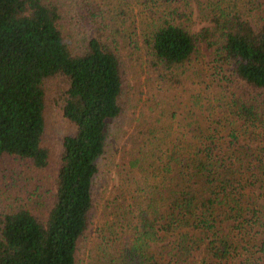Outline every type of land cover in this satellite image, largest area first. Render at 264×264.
Masks as SVG:
<instances>
[{"label":"trees","instance_id":"1","mask_svg":"<svg viewBox=\"0 0 264 264\" xmlns=\"http://www.w3.org/2000/svg\"><path fill=\"white\" fill-rule=\"evenodd\" d=\"M236 4L0 0V160L47 167L46 82L73 127L50 183L35 185L36 203L0 212V264L80 261L97 161L125 116L126 46L151 74L148 88L172 89L177 70L214 46L228 72L207 104L192 96L181 119L166 98L145 94L121 147L120 191L102 204L84 264H264V8L247 0L253 20ZM196 19L206 24L194 30Z\"/></svg>","mask_w":264,"mask_h":264},{"label":"rangeland","instance_id":"2","mask_svg":"<svg viewBox=\"0 0 264 264\" xmlns=\"http://www.w3.org/2000/svg\"><path fill=\"white\" fill-rule=\"evenodd\" d=\"M236 9L241 14H248L249 18L253 20L257 18L255 10L251 5H247V0H235ZM261 6L264 8V0H260ZM132 16L139 18L143 12H130ZM130 21V20H129ZM137 25V22L134 23ZM206 23L197 22L193 25V29H198L201 25ZM137 30V29H136ZM138 31V30H137ZM216 46L209 51H200L190 57L185 62L178 73V84L172 86V89H166L162 84L156 86L152 84L148 88L146 84L151 78V74L140 59L136 60L134 56H128L130 53L129 46L125 47L123 51V89L122 100L123 114L118 122L112 124L107 131L105 140L104 154L98 159L97 165L99 172L94 180L93 193V211L89 220L88 228L85 234V247L79 252V262L77 264H84V259L90 247L92 240H94L95 229L101 220L102 204L104 200L110 198V194L120 191L117 183L116 169L122 161L121 147L127 145L129 135L133 130L136 122L139 106L146 99L145 94H155L159 99H167L175 110L177 119H181L187 114L191 107V99L196 93H202L204 96L200 97L201 103L207 104L209 98L216 95V91L224 84L223 76L227 74V66L221 64L217 58ZM48 86L47 82V96L45 99L44 120L45 129L42 135V145L48 151V163L44 169L31 167L27 160L15 159L6 157L0 160V212L4 210L13 209L19 206H32L36 203L35 195L37 194V183L42 181L47 185L50 183L53 171L51 170L54 160L57 157L60 149L62 137L73 130L72 125L65 120L59 112L58 100L52 90V82ZM205 93H203V92ZM215 103L214 100H211ZM164 104H166L164 102ZM222 115V116H221ZM217 118L223 122V114ZM151 180V179H150ZM134 184L130 185V191ZM122 189V188H121ZM129 191V190H128ZM125 187L123 192L128 195ZM131 194L133 192L131 191Z\"/></svg>","mask_w":264,"mask_h":264}]
</instances>
